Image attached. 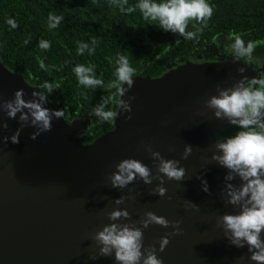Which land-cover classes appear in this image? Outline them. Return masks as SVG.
I'll return each mask as SVG.
<instances>
[{
    "label": "water",
    "instance_id": "obj_1",
    "mask_svg": "<svg viewBox=\"0 0 264 264\" xmlns=\"http://www.w3.org/2000/svg\"><path fill=\"white\" fill-rule=\"evenodd\" d=\"M240 67L243 73L237 72ZM241 76L259 77V71L230 57L221 63L187 61L156 79L133 77L122 97H134L131 111L118 114L117 105L114 130L90 145L81 141L91 126L90 112L71 124L54 118L50 131L35 139L30 127L20 132L18 143L0 139V264H115L111 256L98 255L92 240L110 222L107 213L113 208L126 209L131 221L148 211L180 221L179 234L168 236L167 245L157 251L162 264H255L246 248L229 245L217 225L216 217L234 207L221 195L226 170L210 159L212 138L233 127L204 106L217 86L231 87ZM17 89L24 90L25 99L39 91L0 62V100L11 99ZM45 107L56 109L48 98ZM5 120L8 127L0 129V138L19 127L0 112V122ZM144 144L166 159L180 160L185 169L183 180H164V196L153 192L156 180L148 185L134 180L119 189L107 179L124 158L151 168ZM186 144L192 151L181 159ZM198 175L207 182V192ZM120 196L124 203L115 205ZM142 231L144 246L159 249V239L173 229L171 223L167 228L150 224Z\"/></svg>",
    "mask_w": 264,
    "mask_h": 264
},
{
    "label": "clouds",
    "instance_id": "obj_2",
    "mask_svg": "<svg viewBox=\"0 0 264 264\" xmlns=\"http://www.w3.org/2000/svg\"><path fill=\"white\" fill-rule=\"evenodd\" d=\"M109 4L121 13L139 12L141 18L149 25L164 32H171L184 40L191 41L198 38L207 26L213 14L214 5L211 0H135L134 4H127V0H108ZM127 5V6H126ZM62 15L50 12L47 16V28L56 29ZM5 24L11 29H16L18 24L13 17L5 18ZM189 24L193 30H187ZM228 39L233 62L244 60V65L252 59L256 42L249 40L245 43L240 33H229ZM28 41L26 40L25 43ZM97 41L90 38L89 42L83 40L76 42V54L83 56L85 52L93 55ZM37 47L47 51L51 42L40 39ZM113 79L105 81L97 75L96 66L90 62L76 63L71 67L78 87L84 89L104 88L111 91L107 97L101 98V103L92 109V114L101 121L111 122L117 112L108 109L111 104L119 105V112L131 111L130 102L134 97L122 99L125 93L133 86L135 69L126 56L119 53L113 61ZM40 68L47 70L43 61ZM244 67L237 69L243 73ZM40 88L45 91H32L31 98L25 99L23 89L15 90L11 99L0 100V112L7 119H16L19 127L11 136L0 139L3 142L18 143L20 132L25 127L33 128L31 139L41 133L50 131L54 118H62L63 110L45 107L47 97L59 84L44 82ZM83 95V93H82ZM206 109L211 110L212 116L226 120L236 131L226 137L213 140L214 150L211 161L224 168V186L221 189L222 198L227 204L234 207L232 213H225L216 217L217 225L222 229L229 245L236 248H246L248 259L255 264H264V76L252 78L241 76L231 87H216V94L204 101ZM129 117H126V119ZM6 120L0 122V129H7ZM145 152L152 158L149 165L136 158H124L114 165V170L107 177L112 188L123 189L134 180L144 184L158 183L153 192L164 196L166 189L163 187L165 179L181 181L185 176V169L180 166V160L166 159L160 152L154 151L150 145H142ZM174 149L169 148V151ZM192 147L184 146L181 159H186ZM153 169L155 172L153 173ZM197 179H201L198 175ZM232 181H237L232 183ZM202 190L207 192V182L201 179ZM133 197H129L132 199ZM125 197L114 199L115 205L124 203ZM192 207H197L190 202ZM109 223L95 232L92 240L98 246L99 256H111L115 264H162L157 251H162L168 243V236L179 234L180 221L169 222L165 217L158 216L148 211L137 221L129 220V213L123 208H113L107 213ZM127 221V222H124ZM171 223L173 231L162 236L159 249L155 244L144 246L143 231L150 224H157L167 228ZM95 261L96 256L89 257Z\"/></svg>",
    "mask_w": 264,
    "mask_h": 264
},
{
    "label": "trees",
    "instance_id": "obj_3",
    "mask_svg": "<svg viewBox=\"0 0 264 264\" xmlns=\"http://www.w3.org/2000/svg\"><path fill=\"white\" fill-rule=\"evenodd\" d=\"M134 3L135 0H127L129 5ZM211 3L214 9L207 26L197 39L187 41L149 25L138 11L121 13L108 0H0V62L41 91H45L40 86L46 81L58 83L59 88L47 98L56 109L63 110V119L68 124L90 112L91 126L81 137L83 145H90L114 130L115 119L105 122L92 114L101 98L114 90L78 87L71 72L76 63L94 64L97 75L107 84L113 79V61L119 53L135 69L134 77L156 79L173 70L180 61L186 63L204 55L206 46L223 45L230 51L232 41L228 35L234 32L242 34L245 43L256 42L248 63L262 67L260 76H264V0H211ZM50 12L63 16L60 25L52 30L47 28ZM7 17L16 20V29L5 24ZM187 30H193L191 24ZM90 38L97 41L94 54L89 56L85 52L78 56L76 42H89ZM40 39L51 42L49 50L37 47ZM41 61L47 70L40 68ZM117 105L110 103L107 108L117 112ZM235 131L234 127L225 130L212 140Z\"/></svg>",
    "mask_w": 264,
    "mask_h": 264
},
{
    "label": "flooded vegetation",
    "instance_id": "obj_4",
    "mask_svg": "<svg viewBox=\"0 0 264 264\" xmlns=\"http://www.w3.org/2000/svg\"><path fill=\"white\" fill-rule=\"evenodd\" d=\"M204 55L199 54L195 60H190V62L192 63H197V64H203V63H221V62H225L227 61V59H229L230 57H232L231 52L226 49L223 45H219V46H206V49H204ZM188 61V60H187ZM243 63V62H242ZM184 64V63H180L178 65H175L174 68H176L177 66ZM247 65H252L248 63ZM255 68H257L256 66H254ZM172 68V69H174ZM259 71V76H260V70L262 69V67H258L257 68ZM171 70V69H169Z\"/></svg>",
    "mask_w": 264,
    "mask_h": 264
}]
</instances>
